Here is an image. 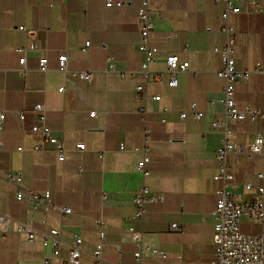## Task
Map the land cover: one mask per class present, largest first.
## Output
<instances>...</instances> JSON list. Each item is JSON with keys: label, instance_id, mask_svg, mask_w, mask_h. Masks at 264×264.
<instances>
[{"label": "crops", "instance_id": "0c3cea01", "mask_svg": "<svg viewBox=\"0 0 264 264\" xmlns=\"http://www.w3.org/2000/svg\"><path fill=\"white\" fill-rule=\"evenodd\" d=\"M114 2L122 6L107 8L106 0H0V114L5 116L0 120V214L9 218L8 232L0 233V264H44L46 257L50 264H71L75 236L82 239L79 264H211L217 193L226 188L236 201H252L264 186L261 155L231 154L235 180L214 179L224 138L217 122L232 130L236 144L264 137V119L231 121L226 115V82L217 75L223 61L215 51L227 43L226 2L149 0L150 45L158 53L145 95L137 93L135 77L144 60L137 26L144 0ZM240 7L229 24L236 31V70L249 75L236 82L234 99L240 111L264 113L259 73L264 3L245 1ZM63 54L69 57L68 72L58 67ZM170 55L190 64L178 74L176 88L168 85ZM44 57L46 73L39 70ZM74 72L92 74L93 81ZM37 104L44 106L45 125L64 144V162L41 133L32 131ZM193 106L203 113L200 119ZM79 144L86 149L79 151ZM145 157L146 175L138 171ZM9 172L21 174L25 190L39 196L49 192L48 201H17V187L4 178ZM142 191L151 202L137 218L134 198ZM57 208L72 213L61 216ZM21 226L31 228L35 240L20 234ZM53 229L62 231L58 257L42 241ZM136 234L150 250L141 259L135 255Z\"/></svg>", "mask_w": 264, "mask_h": 264}, {"label": "built area", "instance_id": "2783aa9c", "mask_svg": "<svg viewBox=\"0 0 264 264\" xmlns=\"http://www.w3.org/2000/svg\"><path fill=\"white\" fill-rule=\"evenodd\" d=\"M217 2L225 1L227 4V11L223 15V20L226 23L224 31L227 35L226 46L220 50L215 51L222 56L223 68L217 72L219 78L225 80L226 85L224 88L225 95V108L226 115L231 121H242L249 118L251 121H256L258 118L264 119V113L248 109L246 111H240L237 107L234 99L235 84L238 81L245 79L249 72H239L236 70V60L234 57L236 51V31L229 24V17L232 14H240L242 8L240 4L245 1L252 2L253 0H216ZM264 3V0H259ZM122 6L121 2L115 3L114 0H106V7L111 8L113 6ZM137 26L141 34V40L139 43V51L143 54L144 60L141 66V70L136 77V91L138 94L145 95V85L150 79V65L155 61V55L158 53V49L150 45V35L154 30L153 18L149 10V0H144L139 13ZM24 30L23 27H20ZM89 46V44H87ZM24 53L23 51H20ZM20 65L24 66L26 58L23 56L20 59ZM167 74L169 75V87L176 88L178 86V74L180 72H186L189 68V62H182L178 55H170L166 58ZM59 70L63 72L69 71V57L65 54L58 58ZM111 69L113 66L111 64ZM40 72L46 73L48 71L47 58H41L39 61ZM259 73L264 76V68H259ZM75 76L80 77L82 80L91 83L93 81V75L86 72H74ZM155 79H158L156 76ZM64 89H60L63 92ZM155 100H159L156 97ZM37 117L38 124L32 128L34 133H41L44 143L49 144L55 148L58 153V160L60 162L65 161V148L64 144L56 138L50 129L45 125L46 115L44 106L37 104L34 108ZM197 119L203 116V113L197 112L193 106L191 109ZM91 117L96 116V112L90 114ZM187 117V112L181 114V118ZM5 116L0 114V120H3ZM23 119V115L20 116ZM216 127L223 130L224 138L220 148L217 151V162L219 165V173L214 177L215 180H222L225 183L235 180L233 174L229 172L228 157L231 154L245 153L248 155H261L264 157V137L261 134L256 135L252 141L243 145L236 144L231 138L232 130L225 126V123L217 122ZM37 149H40L38 147ZM86 146L84 144L78 145L79 151H84ZM123 146L121 150H123ZM149 162V158L145 157L138 164V171L143 174L145 167ZM5 180L13 186L17 187L16 200L21 202L24 200L38 202L41 197L45 202L49 199V192H45L42 196L33 194L22 187V176L9 172L4 174ZM259 178L264 180V171L259 174ZM247 190H252L253 186L246 185ZM256 197L252 201L238 202L232 194L227 191L226 188L220 190L217 193V201L214 210L215 224H214V245L215 254L211 264H264V186L258 187L256 190ZM151 202L146 197V191H142L134 198V204L136 207V217L142 218L145 207ZM57 211L61 216H65L72 213L71 208H57ZM254 223L258 226L257 232H251L245 234L241 231L242 224ZM9 218L0 214V233L8 232ZM174 230H177V225L174 224ZM20 234H26L28 240L33 241L36 238L35 232L27 227L21 226L19 229ZM62 231L59 229H53L42 235L43 246L45 250H51L52 257H58L60 249L62 247ZM101 239H104V232L100 228ZM135 241L138 243L139 248L136 252V257L141 259L144 253L149 252L148 248L141 244L140 235H134ZM82 239L79 236H75L70 244V263L79 264V259L82 255ZM102 245L98 247L95 252V257L100 261ZM152 254L156 255L157 251L152 250ZM44 264H50V258L46 257Z\"/></svg>", "mask_w": 264, "mask_h": 264}, {"label": "rangeland", "instance_id": "374dc122", "mask_svg": "<svg viewBox=\"0 0 264 264\" xmlns=\"http://www.w3.org/2000/svg\"><path fill=\"white\" fill-rule=\"evenodd\" d=\"M259 230L258 226L254 223L242 224L241 231L245 234H249L251 232H257Z\"/></svg>", "mask_w": 264, "mask_h": 264}]
</instances>
